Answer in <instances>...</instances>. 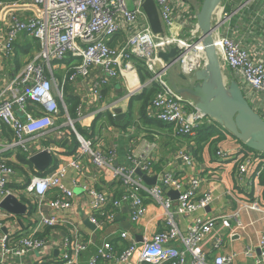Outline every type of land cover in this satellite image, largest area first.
Returning <instances> with one entry per match:
<instances>
[{
  "label": "built area",
  "instance_id": "built-area-1",
  "mask_svg": "<svg viewBox=\"0 0 264 264\" xmlns=\"http://www.w3.org/2000/svg\"><path fill=\"white\" fill-rule=\"evenodd\" d=\"M143 1L0 0V13H3L0 82L4 95L0 99V131L4 127L7 129L6 134L2 132L3 141L0 142V202L11 195L16 197L26 206V216L28 205H33L32 227L24 225L22 220L20 226L21 217L1 211L4 217L0 219V264H24L29 253L44 250L47 241L53 239L52 234L50 238L37 234L39 229L58 231L59 228H63L65 234L59 233L62 239L57 256L42 252L31 264H47L44 260L48 257L52 259L51 264H79V256L95 243V231L116 223L125 206L130 211V222L139 223L147 213L146 199L162 208L165 229L140 240L125 230L114 233L112 238L117 239L101 240L87 264H233L236 253L217 254L208 261L204 252L208 240L212 241V250H218L223 244L222 238L214 234L217 219L192 218L185 232L175 221L178 215L191 216L213 203L210 192L198 195L201 183L198 179L183 182L179 173L165 170L156 177V184L144 185L135 172L139 169L147 174L152 170L155 143H147L141 152L131 153L120 162L117 148L110 143L107 147V142L99 136L103 130L97 134L89 125L82 129L93 136L85 137L78 132L76 125L84 120V96L75 107V117L68 112L64 100L67 83L79 78L89 80L88 97L95 104L101 98L100 88L120 79L128 92V100L145 86L157 85L158 90L146 107V115L172 126L173 136L194 138L198 128L214 124L166 80L176 65L186 78L202 69L196 66L198 58L206 65V58L198 54V43L203 41L197 25L201 5L192 7L188 0H153L163 30L162 34H154L142 9ZM30 7L33 10L26 15ZM19 8L22 10L6 12ZM217 10H220L219 17ZM212 25V42L218 44L217 56L222 67L235 74L234 81L246 91L247 101L264 121V0H222L214 10ZM22 37L35 40L36 47L26 56L21 68L9 77L5 67L15 57L16 40ZM171 48H177L180 54L164 65L158 54ZM67 55L79 58L80 63L66 67L62 61ZM189 57L196 62L190 69L184 66ZM135 59L151 74L144 84L139 82ZM57 67L62 70L60 77L54 74ZM130 74L137 78L134 87L128 80ZM19 87H22L20 92ZM106 110L115 119L112 108ZM94 115V119L98 117ZM101 124L98 122L96 130ZM50 134L56 141L66 136L71 141L74 138L77 141L75 151L68 157L63 155L60 147L48 141L53 138ZM128 142L133 140L128 138ZM72 147L71 144L70 149ZM17 150L26 154L28 161L35 154L47 151L52 162L44 172H39L33 166L31 169L18 162ZM2 153L9 156L3 157ZM234 156L216 152L217 158L231 159L235 163L238 185L247 178L258 179L264 171L259 156L251 152ZM86 159L97 170H108L113 182L112 192L102 188L103 179L90 172ZM177 159L185 167L194 165L193 156L184 150L178 151ZM9 163L23 168L26 179L23 175L17 176L19 173ZM23 180L27 183L24 186ZM75 187L83 196L80 211ZM165 191L177 192V198L170 199ZM50 192L53 195L48 198ZM236 202L239 209L231 216L220 218L222 228L229 229L233 221L236 229L243 230L241 211L264 214L256 196L253 199L238 197ZM82 215L94 227L93 231H84L81 227ZM117 243H124L123 249L118 251ZM175 244L179 247H174ZM258 255L254 264H264V233L259 238Z\"/></svg>",
  "mask_w": 264,
  "mask_h": 264
},
{
  "label": "crops",
  "instance_id": "crops-1",
  "mask_svg": "<svg viewBox=\"0 0 264 264\" xmlns=\"http://www.w3.org/2000/svg\"><path fill=\"white\" fill-rule=\"evenodd\" d=\"M202 2L203 0H196L194 3L190 2V4L192 7L197 8L202 5ZM11 10L12 9H7L6 11ZM32 10L33 8L31 7L27 8L26 15H30ZM16 42L17 43L15 46L19 42H24V44L30 43L32 45V49L36 47V43L34 41L27 42L25 41V37H22L21 40L18 38ZM249 42H251V40ZM14 58L10 60L5 67V71H7V75L9 77H11L17 70L21 68V65L18 64V61L21 60L24 64L26 56L19 57L20 60H15ZM174 69H176V67L170 70L166 78L170 86L178 90L180 83L184 79L190 81V84L195 83L193 81V75L183 78L181 77L180 73L178 75L174 73L171 74ZM225 69L227 70L225 77L228 79V81L234 80V78H236L235 74L231 70L227 68ZM54 74L55 76L60 77L62 70L57 67ZM182 76L186 75L183 74ZM69 86L72 89V95L78 98V101L81 96H84L82 99L84 120L79 124L81 128H86V126L91 125L92 121L94 120V114H104L107 112L106 108L109 110L112 108L113 112L114 109H119L120 114L124 115L122 119L116 120L120 123L115 125L104 123L103 118L102 120H99V122L104 123L102 125L103 127H101V130H103V132L107 131L103 138L107 143H110L117 148V156L120 162H124L125 157L131 153L136 154L141 152L147 143H155L156 148L152 152L153 167L152 170L146 174L149 178L158 177L165 170L172 172L175 171L179 173L183 182L188 183L194 178L201 182L199 189L197 190L198 195L204 193L205 191H208L213 195L214 201L208 209L199 210L191 216L178 215L175 217L177 225L183 232H185L187 227L191 225L192 218L201 217L206 220L217 219L214 234L222 238L223 244L218 250H212V241L207 239L208 242H206L204 246V252L207 254L208 261H212L214 256L217 254L236 253L237 256L233 264H254V261L259 257V238L260 235L264 233V214L252 210L247 211V214H245L243 211H241L240 221L244 226L243 230L236 229L235 223L233 221H231V227L229 229L222 228L220 218L227 215L231 216L239 209V204L236 202L238 197L248 196L250 199H253V196H256V199L258 200V206L264 208V171L258 179L248 180L249 178H247L245 182H241V184L238 185L235 180L237 171L235 163L231 159L221 160L216 157L217 151L228 152L230 155H235L234 157H237L241 153L247 154L250 151L244 149L238 140L228 134L222 128V126L218 124H213V126H215V128L222 135V139L215 146L216 148L212 146L217 141L216 139L213 140L215 137L210 138V140L198 145L194 141L195 137L189 138L186 136H173L171 130H169V126L166 124L155 127L153 124L149 125L146 124V122H140L138 120L137 112L133 113V121L126 125V121L124 119L128 113L129 100L126 98L128 92L120 79L113 80L107 86H102L100 88L101 98L95 104L88 97V91L90 92L89 80L82 81V79L79 78L74 81V83H69ZM2 88L3 85L0 82V99H2V96H4L2 95ZM18 89V92H20L22 87H19ZM139 92L140 90L135 93L138 94ZM7 95L12 100L14 99L12 94L7 93ZM183 97L189 102H192L189 96L186 95ZM2 132L6 134L4 130H2ZM2 132L0 131V142L3 141L1 139L3 136ZM49 137L53 136L50 134ZM68 137L69 136H66L59 141H56V139L53 137L48 141L53 143V145L60 147V152L68 157L72 154L70 153L72 150L70 149L72 141L71 138L69 139ZM128 138L132 139L133 142H128ZM179 150H184L186 153L193 156L194 165L192 168L185 167L177 159ZM251 153L255 156H259L262 162L261 164H263L264 167V154L257 151ZM2 156L8 157L9 155L7 153H2ZM86 162L88 167H90V172L94 173L95 176L99 175L103 179V182H101V184H103L102 188L107 192H112L113 182H111L108 170H97L89 163L88 159H86ZM22 175L25 180V173L19 174L17 176ZM24 180L22 181V186L27 184ZM66 184H69V182H66ZM97 187L100 188L99 186ZM168 192L169 191H165V194L167 195ZM74 193L78 197V210L80 211L82 209L83 196L78 187L74 188ZM52 195L53 192H50L47 197L50 198ZM144 203L147 207V213L139 221V223L135 224L130 222V211L129 208L125 206L119 214L116 223L104 226L102 231H95V243L92 246H89L79 256V264H87L88 259L94 256L96 247L99 246L101 240L104 238H111V241L115 240L117 238H112V234L118 233L119 231L125 230L130 234L135 235V237H138V240H140L142 237L149 238L152 234L163 231L165 226L164 212L162 208L153 203L150 199H146ZM3 215V212L0 211V219L4 217ZM32 215L33 212L31 214H28L27 212V216H19L21 217L19 220L25 221L24 225L32 227ZM28 216L31 217L28 218ZM19 225L22 226L21 223ZM81 227L84 229V231L91 232L94 230V227L86 221L83 215ZM59 233L63 235L65 234V230L63 228H59L58 231L54 229H39L37 234L47 238H50L52 234L53 239L47 241L44 250H38L29 253V255L24 258L23 263L31 264L37 258V256H40L42 252L51 254L52 257L57 256L59 243L62 239ZM115 246L119 251L123 249L124 243H117ZM174 247L178 248L179 245L175 244ZM44 263L51 264L52 259L48 257L44 260Z\"/></svg>",
  "mask_w": 264,
  "mask_h": 264
},
{
  "label": "water",
  "instance_id": "water-1",
  "mask_svg": "<svg viewBox=\"0 0 264 264\" xmlns=\"http://www.w3.org/2000/svg\"><path fill=\"white\" fill-rule=\"evenodd\" d=\"M220 1L222 0H203L197 15V25L205 45H209L212 42V16ZM142 9L145 12L152 32L154 34H162L163 30L154 1L144 0ZM179 54L180 52L177 48H171L166 53L159 52L158 57L163 61L164 65H167L174 61ZM206 59V65L210 67L208 71H214L215 85L207 83L203 72L204 68H202L194 74V84H190V81L184 79L188 86L181 90L173 88L178 93H185L189 96L196 110L214 124L222 126L228 134L243 143L248 149L264 153V121L253 110L244 95V91L236 81H228L227 78L225 81L222 77L217 54L206 49ZM181 77L186 78L182 75ZM114 113L116 114L115 120H120L124 117L123 114H120L119 109H115ZM29 162L37 171L44 172L51 164L52 158L47 151H43L30 157ZM135 174L141 178L146 186H153L157 182L156 177L149 178L139 169L136 170ZM161 188L162 190L164 189V187ZM177 195L178 193L174 191H169L167 194L172 200H175ZM0 211L15 216H24L26 206L11 195L0 202ZM18 223L20 224V220H18ZM136 239L138 240V237Z\"/></svg>",
  "mask_w": 264,
  "mask_h": 264
},
{
  "label": "trees",
  "instance_id": "trees-1",
  "mask_svg": "<svg viewBox=\"0 0 264 264\" xmlns=\"http://www.w3.org/2000/svg\"><path fill=\"white\" fill-rule=\"evenodd\" d=\"M25 41L31 42L30 40H27L26 38H25ZM34 42H36V41L34 40ZM31 50H32V45L30 43L24 44V42H23V43L17 44L15 46V58L14 59L19 60L20 59L19 57H24V56L29 55ZM134 62H135V65L137 67L139 80L142 84H144L145 81L151 77V74L145 69V67L143 66V64L140 60L135 59ZM62 63H64L66 67H69V66L79 64L80 59L72 57L71 55H67L65 57V59L62 61ZM157 90H158V88H157L156 84H154V83L149 84V85L145 86L138 94H135V95L130 97L129 105H128V113L126 114V117L124 119V120H127V124H129L133 121V119H132L133 113L137 112L138 120L140 122H142V123L146 122V124H149V125L153 124L155 127L163 125V123L149 119L146 115V107L150 103V101L153 99V97L155 96ZM64 100L66 101L67 109H68L70 116L75 117V107L78 103V98H76L75 96L72 95V89L69 86V83L64 88ZM102 118L104 120V123H110L113 125L120 123V122H117L113 118L111 113L106 112L104 114L98 115V117H96L93 120L92 126L90 128L91 131L95 130L97 132V134H99V130H101V127H103L102 125L104 123H102L101 127L97 128V130H96V124H98L99 120H102ZM76 128H77L78 132L85 137L93 136V133L88 134L87 130L80 128L79 125H76ZM2 130H4L7 133L6 127H4ZM169 130H171V132H172V126H169ZM213 137H215L216 140L222 139L221 134L215 128V126L205 125V126L198 128V130L196 132V136L194 138V141L196 142V144L199 145L200 143H204ZM241 145L244 147V149H246L250 152H255V151L250 150L247 147H245L244 144L241 143ZM72 146L73 147H72V150L70 153H73L75 151L73 149L75 147H77V141L74 138H72ZM262 154H264V153H262ZM17 161L22 163V164L28 165L32 169V165L27 160L26 154L21 153V151H19V150H17ZM9 165L12 166L19 174H23V170L21 167L14 165L12 163H9ZM38 175L42 176L43 173H38ZM28 206H29L28 214H31L33 211V205L30 204Z\"/></svg>",
  "mask_w": 264,
  "mask_h": 264
},
{
  "label": "bare ground",
  "instance_id": "bare-ground-1",
  "mask_svg": "<svg viewBox=\"0 0 264 264\" xmlns=\"http://www.w3.org/2000/svg\"><path fill=\"white\" fill-rule=\"evenodd\" d=\"M217 13H218V17L220 15V10H217ZM213 36H216V33H213ZM198 48H199V56L200 57H203L204 59L206 58V49H209L211 50L212 52H215L216 54H218V44L215 43V42H211V44L209 45H205L203 43V41L200 40V42L198 43ZM189 60H193L192 57H189L187 59H185V62H184V66L187 67L188 69H190L191 67H193V65H196V62L193 60L191 62H189ZM207 60V59H206ZM205 60V61H206ZM208 68H210L209 66H205L204 69H203V72H204V75H205V78L207 80V83L208 84H211V85H215V74H214V71H208ZM222 77L225 79L226 81V77L222 74ZM128 80H129V83L131 86H135L137 84V78L134 77L133 75H128Z\"/></svg>",
  "mask_w": 264,
  "mask_h": 264
},
{
  "label": "rangeland",
  "instance_id": "rangeland-1",
  "mask_svg": "<svg viewBox=\"0 0 264 264\" xmlns=\"http://www.w3.org/2000/svg\"><path fill=\"white\" fill-rule=\"evenodd\" d=\"M196 0H189V2H191V3H194ZM19 10H22L21 8H19V9H12L11 11H6V12H9L8 14H10V13H13V12H17V11H19ZM2 16H3V13H1V20H2ZM196 52H197V49H196ZM196 52H194V53H196ZM20 60V59H19ZM197 67H201V68H204V65L205 64H203V62H202V59H200V58H198L197 59ZM220 62V70H222V72H223V75L225 76L226 75V69L224 68V67H222V65H221V61H219ZM18 64L19 65H22L23 64V61H18ZM179 68H180V66L179 65H176V69H174V71H172V73L171 74H179L180 73V70H179ZM170 72V71H169ZM177 79V78H176ZM184 87H186V82L184 81V80H182V82L180 83V85H179V88H178V90H181L182 88H184ZM244 92H246L245 90H244ZM183 96H186V94L185 93H183ZM248 102L250 103V105H251V102L248 100ZM252 106V105H251ZM93 123V122H92ZM92 123H91V125H92ZM105 133H107V131H104V132H102L99 136H101L102 138H103V136H104V134ZM218 135V134H217ZM216 135V136H217ZM219 136V135H218ZM222 136V135H221ZM216 138H214L213 140H215ZM219 141L220 140H217L212 146L214 147V148H216L215 146L219 143ZM107 147L108 146H110V144L109 143H106L105 144ZM252 154V153H251Z\"/></svg>",
  "mask_w": 264,
  "mask_h": 264
}]
</instances>
